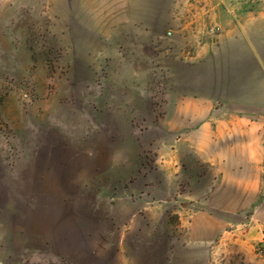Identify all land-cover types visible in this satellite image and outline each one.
I'll use <instances>...</instances> for the list:
<instances>
[{
	"label": "rangeland",
	"instance_id": "1",
	"mask_svg": "<svg viewBox=\"0 0 264 264\" xmlns=\"http://www.w3.org/2000/svg\"><path fill=\"white\" fill-rule=\"evenodd\" d=\"M188 3H4L0 264H252L238 243L192 242L218 173L202 124L236 119L202 112L231 104L230 77L207 81L200 44L221 27L189 34Z\"/></svg>",
	"mask_w": 264,
	"mask_h": 264
},
{
	"label": "crops",
	"instance_id": "2",
	"mask_svg": "<svg viewBox=\"0 0 264 264\" xmlns=\"http://www.w3.org/2000/svg\"><path fill=\"white\" fill-rule=\"evenodd\" d=\"M8 1L0 0V9ZM217 1L213 5V0H189L184 29L191 35L205 34L209 20L221 27L215 38L200 44V56L208 82L214 73L218 80L230 77L217 88L216 96L231 104L216 106L215 97L208 95L207 109L202 112L222 109L236 120L210 119L202 124L204 131L217 137L211 148L218 173L207 197V210L192 221V242L238 243L252 264H264V254L258 252L264 251V12L240 9L229 0ZM178 13L179 9L173 16ZM146 27L140 30L154 32Z\"/></svg>",
	"mask_w": 264,
	"mask_h": 264
},
{
	"label": "built area",
	"instance_id": "3",
	"mask_svg": "<svg viewBox=\"0 0 264 264\" xmlns=\"http://www.w3.org/2000/svg\"><path fill=\"white\" fill-rule=\"evenodd\" d=\"M209 29H210L209 31L212 32V33H214V34H215V33H218V32L220 31V27L209 28ZM168 34L171 35L170 32H168ZM259 251H260V253H263V249L260 248Z\"/></svg>",
	"mask_w": 264,
	"mask_h": 264
}]
</instances>
